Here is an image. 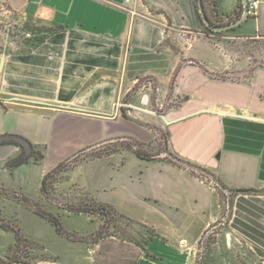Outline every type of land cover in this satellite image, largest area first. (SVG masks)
<instances>
[{
  "label": "crops",
  "instance_id": "crops-1",
  "mask_svg": "<svg viewBox=\"0 0 264 264\" xmlns=\"http://www.w3.org/2000/svg\"><path fill=\"white\" fill-rule=\"evenodd\" d=\"M203 1L213 18L210 1ZM241 2L216 0L217 18L234 14ZM0 6L49 26L44 39L19 50L0 31V143L10 140L0 144L4 187L40 194L42 178L78 151L127 137L152 145L163 131L167 152L160 159L127 149L75 166L86 169L75 180L94 201L153 230L135 264H195L202 236L222 216L211 182L165 159L168 153L235 192L217 244L240 239L264 262V69L253 86L207 81L198 66L217 55L202 38L207 26L197 0H0ZM237 30L264 35V1ZM186 95L167 115L154 112L156 104ZM23 154L28 160L15 163ZM32 221L26 236L47 235L45 250L59 256L50 264H93L88 244L60 237L44 219Z\"/></svg>",
  "mask_w": 264,
  "mask_h": 264
},
{
  "label": "rangeland",
  "instance_id": "rangeland-1",
  "mask_svg": "<svg viewBox=\"0 0 264 264\" xmlns=\"http://www.w3.org/2000/svg\"><path fill=\"white\" fill-rule=\"evenodd\" d=\"M209 3L213 18L220 20L217 18L213 2L210 1ZM10 11L8 7L0 6V31L10 43L11 49L19 50L25 45L36 44L45 38L49 29L46 23L43 21L35 23L25 21ZM202 38H204L206 43L213 49L215 55H217V59L213 63H198L200 64L198 68L202 71L204 77L207 78V81L213 79L219 82V84L223 83L233 86H237L238 84L253 86L259 82V76L256 74L264 69L263 35H240L237 29L216 33L214 30L206 27ZM188 98V95L181 97V99L175 98L172 100L170 98L164 104H156L154 112L157 115L165 116L170 110L179 108L181 103ZM133 142L139 143L141 149L145 150L148 154L156 155V159H160L159 154L167 152L164 151L167 148V139L163 131H159L157 141L152 145L127 137L112 139L102 145H94L83 149L70 157V159L65 160V170L63 172L56 173L53 177L49 178L47 186L48 194H43L41 190L39 194L35 188L27 189L26 191L10 190L9 192L7 190H0V216L5 219H11L12 222L20 225L25 236L26 233L30 234L29 230L33 225L32 220L44 218L34 213L33 209L28 207L21 198V195H23L31 202L38 204L39 207L44 208V210L58 214L66 231L77 233L78 236H88L93 241L98 240V244L70 240L76 243L82 242L88 244L87 253L92 257L93 264L136 263L140 253L143 252L148 239L152 235L153 230L151 228L127 217V215H121L116 209V211L114 210L109 215L71 210V208L79 209L83 206H94V199L90 197L83 187L78 186L75 180L77 177L83 178V170L86 169H78L75 166L80 162L93 159L99 155L111 152L119 153L127 150L128 144ZM40 153L38 148L33 149L32 154L35 158L39 159ZM166 157H171L170 153L166 154ZM180 166L189 168L204 180H209L221 198L222 216L202 236L196 250L195 264H264L263 261H258V259L252 256V245H247L240 239H235L231 247H226L222 240L217 244L218 239L222 237L220 233H223L225 223L228 222L233 212L232 197L235 192L220 184L206 169L187 164H180ZM44 220L47 222L44 224H48L49 229L55 233V227L46 219ZM95 228H97L95 231L88 233L90 229L94 230ZM41 238L42 241H35L41 247L34 249V253L46 260H38L34 264L58 262L59 256L45 250L47 246L44 242L49 243L50 241L48 236L42 235ZM14 243H16L15 234L10 230L0 228V257L5 256L9 247H12Z\"/></svg>",
  "mask_w": 264,
  "mask_h": 264
},
{
  "label": "trees",
  "instance_id": "trees-1",
  "mask_svg": "<svg viewBox=\"0 0 264 264\" xmlns=\"http://www.w3.org/2000/svg\"><path fill=\"white\" fill-rule=\"evenodd\" d=\"M210 1L213 2L214 8H215L216 0H210ZM242 14H243V5L241 2L238 10L234 14L233 13L229 14L226 17L221 18L220 20H216V19L212 18L209 13H208V15H209L208 17L212 23H214L216 25H221V24H226V23H229L231 21L233 22V21L237 20L239 17L242 16ZM208 29H210V28H208ZM230 30H235V29H230ZM227 31H229V30H227ZM223 32H225V31H223ZM216 33H221V32H216ZM7 142H10V140L3 138L1 140L0 144L7 143ZM29 146L31 148V154H32L33 149H35V146H33L31 143H29ZM126 148L133 151V153L136 154L139 158L145 159L147 161H152V160L156 159V155L148 154L147 152H145V150L141 149L140 144L137 142H133V143L128 144V146ZM40 152H41L40 153L41 156L39 157V159L36 158L37 161H39L43 156L42 151H40ZM170 156H171V157H169L170 159L167 157L165 159H168L169 161L178 164V166H180V164L181 165H183V164L192 165L190 162L184 161V160L178 158L177 156L172 155L171 153H170ZM28 158L29 157L27 155L25 156L23 154L18 160H16L15 163L20 164V163L24 162L25 160H28ZM64 165H65V161H63V162L60 161L51 171H49L44 176V178H42L40 190L43 194H48V187L47 186H48L49 178L53 177L56 173H59L61 171L63 172L65 170ZM0 190H7L9 192L11 189L4 187L0 183ZM21 198L28 205L29 208L33 209L34 213H36L37 215H39V216L43 217L44 219H46L47 221H49L55 227L54 229H55L56 233L58 235H60V237L67 238L69 240L76 241V242L77 241H83V242H88V243L93 242V244L94 243L98 244V242H97L98 240L93 241V240L89 239L88 236H78L77 233L66 231L64 229L63 223H62L60 216L58 214L44 210V208L39 207L38 204L31 202L30 200H28V198L24 197L23 195H21ZM71 210H74L77 212H83V213L89 212V213H94V214L98 213L101 215H109V213H112L115 209L113 207H111V205H109V204L94 201L93 207L83 206L79 209L71 208ZM121 215H123V214H121ZM0 228L3 230H10L11 232H13L15 234V237H16V243H14V245L12 247H9L7 254L5 256L0 257V264H34L35 261H38V260L45 261L46 260L43 257H41V258L38 257V255L36 253H34V249L40 248L41 246L38 245V243H36L35 241H31L30 239H28L23 234V232L20 228V225L15 224L14 222L11 221V219H5V218L0 216ZM101 237H104V236H101Z\"/></svg>",
  "mask_w": 264,
  "mask_h": 264
},
{
  "label": "water",
  "instance_id": "water-1",
  "mask_svg": "<svg viewBox=\"0 0 264 264\" xmlns=\"http://www.w3.org/2000/svg\"><path fill=\"white\" fill-rule=\"evenodd\" d=\"M248 1L249 0H242V5H243V14L241 17H239L237 20L235 21H231L229 23L226 24H221V25H216L214 23L211 22V20L209 19V15L207 13V10L205 8L204 5V1L203 0H197V4L199 7V11L201 14V18L203 20V22L205 23V25L214 30L215 32H223V31H227L230 29H237L239 26H241V24L250 17L249 15V9H248ZM20 141H22L24 143V145H26L28 147V149L31 151V148L29 146V142L26 141L24 138H19Z\"/></svg>",
  "mask_w": 264,
  "mask_h": 264
},
{
  "label": "built area",
  "instance_id": "built-area-1",
  "mask_svg": "<svg viewBox=\"0 0 264 264\" xmlns=\"http://www.w3.org/2000/svg\"><path fill=\"white\" fill-rule=\"evenodd\" d=\"M262 1L264 0H249L248 1V9H249L250 16L257 14V9Z\"/></svg>",
  "mask_w": 264,
  "mask_h": 264
}]
</instances>
